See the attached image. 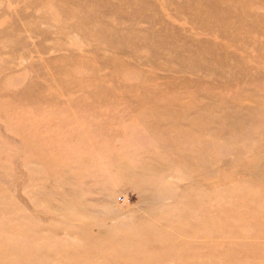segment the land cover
I'll return each instance as SVG.
<instances>
[{"label":"rangeland","instance_id":"374dc122","mask_svg":"<svg viewBox=\"0 0 264 264\" xmlns=\"http://www.w3.org/2000/svg\"><path fill=\"white\" fill-rule=\"evenodd\" d=\"M262 14L0 0V264H264ZM176 101L194 107L182 127L156 125ZM224 114L248 140L225 141L240 127Z\"/></svg>","mask_w":264,"mask_h":264},{"label":"bare ground","instance_id":"6f19581e","mask_svg":"<svg viewBox=\"0 0 264 264\" xmlns=\"http://www.w3.org/2000/svg\"><path fill=\"white\" fill-rule=\"evenodd\" d=\"M256 20H259V21H264V14H262V16H259V15H256ZM195 21H198L197 19H195ZM246 25H244L242 27V30L245 28ZM257 37V36H256ZM256 37H252L250 40L252 41L253 39L255 40ZM258 46H262L263 47V51H264V42L263 43H260V44H257L256 45V52H257V58L258 59H261L263 56L260 54L261 52L258 51L257 47ZM260 54V55H259ZM215 62H218V63H221V66L223 68V63H225L224 61H222V58H218ZM215 67V66H214ZM241 67H243L245 70L247 67V65H242ZM216 68V67H215ZM222 71V70H221ZM178 101L174 102V103H171L169 105H175V106H180L181 109H182V115L180 117H176L175 118V122L172 124V125H169V122H171L170 120L172 119V116L171 114H162L159 119L157 120V122H155L156 125H159V124H165L164 125V128H166L168 131H173L174 129H179L178 127H182V125H179L180 123H184L185 122V119L186 117H189V113L190 111H192V109L194 108L193 106H188V107H182L179 103H177ZM175 109H177V107H175ZM162 111H172L171 109L169 108H163ZM184 117V118H182ZM200 118L201 117H198L194 120H192L191 122H189L188 125H185L183 126L184 128L178 133V134H185V133H189L191 131H196L197 129L201 128L202 124H199L200 123ZM221 120L223 123H227L228 121L234 123V125H237L239 126V134H236L234 136H229L228 138L226 137V140L227 142H241V141H244V140H248L247 139V133L249 132V130L253 129L251 127V124L250 122H246L245 119H235L231 117V115H228V114H224L221 116ZM239 120V121H238ZM207 133V134H210V131H207V128L204 132L202 133ZM249 134V133H248ZM258 153V155H257ZM255 154V164L254 166L256 167V163L260 160V159H264V151H260V152H257ZM254 175V174H252ZM249 184V182L247 181H244L243 182V185L244 186H247ZM244 188L243 187H240L238 186L237 189L234 191L235 192H239V191H242ZM230 191H227V192H224L223 194H226V193H229ZM64 198H68V197H71L74 193H71L70 191H65L64 193L62 192ZM76 195V194H75ZM75 195L73 197H75ZM77 197V196H76ZM85 200V199H84ZM83 201V200H82ZM86 201V200H85ZM92 204V203H91ZM72 206V205H70ZM75 207V206H74ZM77 207H87L85 206V203L84 202H79L77 203ZM14 230H17L16 228H14ZM1 236H5V234L3 233Z\"/></svg>","mask_w":264,"mask_h":264}]
</instances>
